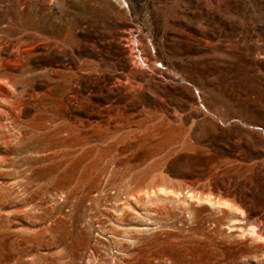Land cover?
Wrapping results in <instances>:
<instances>
[{"label": "rangeland", "instance_id": "obj_1", "mask_svg": "<svg viewBox=\"0 0 264 264\" xmlns=\"http://www.w3.org/2000/svg\"><path fill=\"white\" fill-rule=\"evenodd\" d=\"M0 264H264V0H0Z\"/></svg>", "mask_w": 264, "mask_h": 264}]
</instances>
